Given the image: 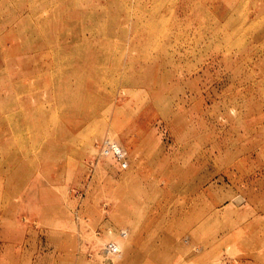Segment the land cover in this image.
<instances>
[{"label": "rangeland", "instance_id": "1", "mask_svg": "<svg viewBox=\"0 0 264 264\" xmlns=\"http://www.w3.org/2000/svg\"><path fill=\"white\" fill-rule=\"evenodd\" d=\"M30 1L0 0V264H264V0Z\"/></svg>", "mask_w": 264, "mask_h": 264}, {"label": "bare ground", "instance_id": "2", "mask_svg": "<svg viewBox=\"0 0 264 264\" xmlns=\"http://www.w3.org/2000/svg\"><path fill=\"white\" fill-rule=\"evenodd\" d=\"M35 1L36 0H32V1H30V3H31V5H34L35 4ZM66 1V0H65ZM1 5V4H0ZM25 5V4H24ZM46 13V12H45ZM48 46V45H47ZM1 48V47H0ZM4 49V48H3ZM1 51H2V48H1ZM0 51V53H2ZM5 52V51H4ZM5 55H6V53H5ZM7 56V55H6ZM24 61H22V63H23ZM19 64H15V67L16 68H18V69H20V70H24V69H26V66H23V65H21L20 64V62H18ZM6 64V63H5ZM14 64V63H13ZM55 64V63H54ZM3 66H5L4 65V63H3ZM6 67V66H5ZM28 69H30V68H28ZM5 70V69H4ZM34 70V69H33ZM39 71V70H38ZM23 72H26V71H23ZM34 73V72H33ZM5 74V73H4ZM22 74V73H21ZM1 78H3V75L1 76ZM7 77H5V79H6ZM9 80V79H8ZM19 93V92H18ZM1 111H2V109H0ZM3 112V111H2ZM116 137H118V136H116ZM119 139V138H118ZM121 140V139H120ZM106 143V142H105ZM109 143V142H108ZM104 146V145H103ZM106 146V145H105ZM109 146H110V144H109ZM108 146H106V147H104V149L103 150H105L106 148H107ZM112 148V147H111ZM102 150V151H103ZM111 150V149H110ZM108 152H109V149H108ZM103 153H104V151H103ZM107 153V152H106ZM102 156V155H101ZM125 164V163H124ZM126 165V164H125ZM119 242V241H118ZM120 243H119V245H116L115 243L114 244H108L107 245V247H106V249L105 250H103L105 253H106V255H110V254H115V255H117L118 253H119V251H120ZM117 256H119V255H117ZM110 257V256H109Z\"/></svg>", "mask_w": 264, "mask_h": 264}, {"label": "built area", "instance_id": "3", "mask_svg": "<svg viewBox=\"0 0 264 264\" xmlns=\"http://www.w3.org/2000/svg\"><path fill=\"white\" fill-rule=\"evenodd\" d=\"M118 160H121V158L119 157V155L117 153L114 154Z\"/></svg>", "mask_w": 264, "mask_h": 264}]
</instances>
